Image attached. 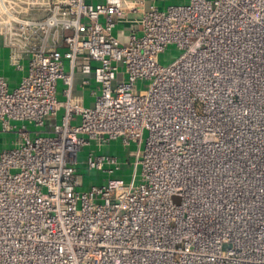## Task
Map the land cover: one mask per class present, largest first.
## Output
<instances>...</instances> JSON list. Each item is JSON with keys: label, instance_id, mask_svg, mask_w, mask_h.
<instances>
[{"label": "built area", "instance_id": "obj_1", "mask_svg": "<svg viewBox=\"0 0 264 264\" xmlns=\"http://www.w3.org/2000/svg\"><path fill=\"white\" fill-rule=\"evenodd\" d=\"M153 1L0 0V264H264V0Z\"/></svg>", "mask_w": 264, "mask_h": 264}, {"label": "rangeland", "instance_id": "obj_2", "mask_svg": "<svg viewBox=\"0 0 264 264\" xmlns=\"http://www.w3.org/2000/svg\"><path fill=\"white\" fill-rule=\"evenodd\" d=\"M155 2V0L153 1ZM158 6L161 9H164L171 5L180 4L178 0H158ZM181 55V51L175 45H170L167 50L161 54L160 56V64L164 66L170 65L176 58ZM0 71H4V74H16L19 76V73L14 71L10 66L9 61V50L4 48L2 43L0 42ZM3 74V73H2ZM149 82H141L138 84L139 90H144L148 88ZM63 81H59L58 84V97L62 99V91L64 90ZM95 98L91 95V90H86L85 92V105L87 107L92 106ZM52 120L48 121V126H52ZM18 128H21L23 124L17 123ZM30 130L35 131V127L27 124ZM39 132H44V128L36 129ZM147 134L145 135V138ZM18 139L17 133H9L4 132L0 129V151L4 149H8L12 147V143L14 140ZM137 146L131 145L129 147H125L121 140L113 141L109 145L99 149L95 143L92 145L86 146L82 149V151L78 155V173L83 176L84 186L79 190L84 192L87 191L90 187L94 185H101L108 180V176L104 175L102 172H98L96 170H89L86 161L91 153H100V154H108L117 156L122 162L125 163L123 170L121 172L116 173L114 177L123 178L126 182H130L132 179V174L134 172L133 163L135 161L134 152L136 151ZM141 170H138V176L140 177ZM140 180V179H139ZM138 180V182H139Z\"/></svg>", "mask_w": 264, "mask_h": 264}, {"label": "crops", "instance_id": "obj_3", "mask_svg": "<svg viewBox=\"0 0 264 264\" xmlns=\"http://www.w3.org/2000/svg\"><path fill=\"white\" fill-rule=\"evenodd\" d=\"M90 1H93L94 3H100V2H104L105 0H90ZM157 1L158 0H155L154 3L158 6ZM178 1L180 4H184V3L188 2V0H178ZM158 7H160V6H158ZM131 28H132V25L130 24L129 20L122 22L118 27L117 35L120 36L123 40H125L128 33H129V30ZM0 42H2L1 39H0ZM0 73L1 74L3 73L2 75H4V77L7 79L8 83L12 89L16 88L19 85V83L22 79V76H23V74H21V73H19V76L18 75L16 76L15 73L14 74L7 73V75H6V74H4V71H0Z\"/></svg>", "mask_w": 264, "mask_h": 264}]
</instances>
